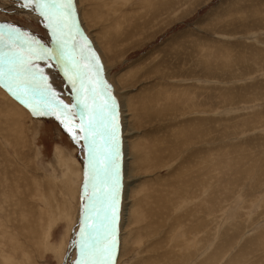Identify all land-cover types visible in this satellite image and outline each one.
<instances>
[{"label":"rangeland","instance_id":"1","mask_svg":"<svg viewBox=\"0 0 264 264\" xmlns=\"http://www.w3.org/2000/svg\"><path fill=\"white\" fill-rule=\"evenodd\" d=\"M78 1L76 17L100 46L115 107L122 118L125 110L130 114L128 130L138 132L122 182L117 264H264V0H109L97 6L99 16L107 15L97 26L85 15L94 0ZM0 3L14 4L0 10V53L12 56L0 58L2 68L9 71L21 57L39 85L55 93L30 100L14 89L17 99L0 83L8 96H0V264H78L82 237L68 260L75 239L66 230L74 226L82 236L83 228L87 239L91 225L99 231L95 209L112 206L106 197L120 188L111 189L112 174L92 171L88 135L76 122L82 115L74 95L90 92L87 82L95 76L72 66L69 53L74 47L77 57L79 48L64 24L57 31L67 46L58 44L59 33L53 42L45 23L19 13L21 3ZM105 25L116 34L100 31ZM9 26L36 43L9 38ZM125 33L132 34L123 39ZM105 43L113 50L107 57ZM40 73L46 80L39 81ZM37 105L44 114H33ZM61 159L72 167L67 176ZM79 176L82 184L73 185ZM47 228L52 237L45 250Z\"/></svg>","mask_w":264,"mask_h":264},{"label":"bare ground","instance_id":"2","mask_svg":"<svg viewBox=\"0 0 264 264\" xmlns=\"http://www.w3.org/2000/svg\"><path fill=\"white\" fill-rule=\"evenodd\" d=\"M17 2L23 4L24 1L22 0H16ZM83 0H79L78 3L81 4ZM107 1L109 0H94V1H91L89 2L90 5L92 8L88 9L87 10V13L85 15H87L88 17V20L91 21L90 18H92V21L94 22V26H97V24H101L105 22V20L107 19V15L103 14L102 16H99V13H102L103 10H99V7L97 6H101L103 4H105ZM115 1V0H112V2ZM71 3H72V13L71 15L66 18V20H63V21H57V24L60 25L61 23L64 24L66 26V29H65V33L67 36V39L68 37L72 39L73 42H75L77 48H79V55H77L76 57V52L74 50V47H73V50L71 53H69V56L72 57L70 58V60L72 61V66L74 67V65H76V68L77 67H80L81 66L84 68V70H89L92 74V76L94 77L95 76V80H94V84L96 86H100V90L98 88V93L96 95V99L93 101V99L91 98L90 96V93L89 91L87 90L86 92V95H83V94H80L78 93V96H76L77 100H75V102L78 104L79 106V110L81 112V115H82V120H83V124H84V129L86 131V135H88V137L86 138V147H87V151L89 150L90 152V149H91V155L88 159L89 161V166L91 167L92 171L95 170L96 168H99L97 170H104L102 173H105V175H111L115 170L117 172L118 168H119V165H122V163L124 164L123 165V176L121 177V181L118 182V177L115 176L114 179H116V181H113V184L111 182V179H110V186H111V189H113L112 187H117V185L120 187L119 189L117 188V191L115 193H113L115 195V200L117 201V204L120 205V197L122 196V182H123V178H128V166H129V162L132 157L130 155L131 152V146H130V139L131 137H133L134 135H138V132H130L128 130V127H129V119H126L128 118L127 116H129L130 114H125V111H124V117L122 118V114L119 112V110L115 107V103L113 102L111 96L113 97V88L111 86V83L108 82V76H107V73H105L103 71V64H102V60L100 59V53L98 52V50H100V46L99 45H96L95 43H93V41H91L88 37H87V34L85 33V29L82 28L81 24H80V20L79 18L76 17L77 15V10H78V7L77 5L75 4L74 5V2L73 0H71ZM1 3H0V10H3V11H9V10H14V4L13 3H8V4H5L4 8L1 7ZM74 5V6H73ZM120 4H117L114 6V8L112 10H114L115 12H117L116 10V6H118ZM77 7V9H76ZM171 7V6H170ZM168 8V10L171 8ZM22 8V7H21ZM75 9V10H74ZM23 11H20V10H16L17 12L20 11L19 13L23 14V15H26L28 18L29 17H33L35 19H37L38 21L42 22V23H45L47 25L48 21L44 19V17L40 16L37 12L35 11H32L30 9H27V8H22ZM108 10H111V9H108ZM79 11V10H78ZM80 12V11H79ZM83 12V11H82ZM126 14V13H125ZM164 14H167V11L165 12H162V13H159L157 15V18L160 17L162 18L164 16ZM82 15V14H81ZM82 18L84 17V14L81 16ZM125 17V15H124ZM86 19V18H85ZM119 19V18H118ZM117 19V20H118ZM98 20H101V21H104V22H101V23H97ZM79 21V23H78ZM84 21V18L82 20V22ZM106 27L100 29L101 30H106V32L110 33V32H113L115 33V31H112L110 30V26L108 25H105ZM64 27V26H63ZM52 32V37L54 38V41L53 42H56L58 43L59 42V37L57 35V33L60 34V37H61V42L58 43L60 45H65L67 46L66 44L63 43L66 42L67 39H65L66 37H64V33L61 34V32H58L56 31V34L54 35L53 34V31L51 28H49ZM59 30V29H58ZM63 30V29H62ZM99 31V32H100ZM116 34V33H115ZM132 33H125L122 37L123 39H126L128 38V36H130ZM133 38V37H132ZM111 39V38H110ZM108 43H110L109 41H107ZM71 43V42H70ZM98 43V42H97ZM55 44V43H54ZM72 44V43H71ZM74 44V43H73ZM72 44V45H73ZM96 45V46H95ZM106 47L105 49L102 51L104 53V56L107 57L106 55L107 54H110L113 52L112 49H110L109 47H107L108 45L105 43ZM70 46H68L67 48L69 49ZM99 48V49H98ZM107 49V50H106ZM83 51H84V54H83ZM103 56V57H104ZM98 65V67H97ZM113 67V66H112ZM83 70V71H84ZM85 73V72H84ZM14 75V74H13ZM84 75V74H83ZM85 76V75H84ZM84 79V77H83ZM79 82V81H78ZM97 82V84H96ZM92 83V84H93ZM96 93V91H95ZM73 94V93H72ZM0 96L3 98V99H7V95L4 93V92H0ZM102 98H104L102 100ZM114 99V98H113ZM6 105H9L7 104V102L5 103ZM114 105V107H113ZM10 106V105H9ZM99 106V107H98ZM78 108V107H77ZM113 109L115 112H117L118 116H120L121 118V124H122V127H123V140L120 139L118 136H114L113 138H110L109 137V130L107 129V127H105L106 129V133H105V139H104V143L103 145H101V149L99 148V150H95L94 149V142H91L90 143V147H89V142L92 140V136L91 134L95 131V128L99 125V118H98V114L96 112V110H99L101 112V115L103 118L106 117V114H107V110L109 109ZM85 111V114L82 110ZM88 109V110H86ZM103 109V110H102ZM127 109V108H126ZM120 113V115H119ZM202 120V119H201ZM102 121V120H101ZM92 123L93 124V128H94V131H91L89 132L87 130L88 128V125L89 123ZM128 123V124H127ZM194 123V122H193ZM96 125V127H95ZM203 125V124H202ZM95 133V132H94ZM96 134V133H95ZM95 139V138H94ZM201 139V138H200ZM192 141V140H191ZM190 141V143H192ZM187 143V142H185ZM194 144V143H193ZM189 145V144H187ZM96 147V146H95ZM191 150V149H190ZM93 151V153H92ZM205 151V150H204ZM189 152V151H188ZM202 152V150H201ZM199 152V153H201ZM100 154L103 156L101 157ZM186 154V153H185ZM60 155V152L57 151V156ZM94 155H96V158L94 157ZM193 155V154H192ZM197 155V153H196ZM134 156V155H133ZM92 157V158H91ZM60 159V158H59ZM188 161V160H187ZM191 161V160H189ZM60 162V166L62 168H64V171L63 173H66L65 176L69 175L71 173V168L72 167H69V166H66L65 168V165H62L61 162H62V159L59 161ZM75 162V161H74ZM58 166V165H57ZM192 166V165H191ZM190 168V167H189ZM56 170V169H55ZM66 170V171H65ZM96 170V171H97ZM122 170V169H121ZM61 172V171H60ZM101 174V173H100ZM84 175V173H83ZM53 177H56V176H53ZM111 177H113L111 175ZM117 177V178H116ZM57 178V177H56ZM85 178V177H77L76 178V181L73 183V185H80V183L82 184V179ZM96 178V177H95ZM102 178H104V175H102ZM55 179V178H54ZM91 182V179L90 177L88 178ZM60 180L62 181V178H60ZM88 180V181H89ZM58 182V181H57ZM108 182V183H109ZM115 182V183H114ZM87 183V182H86ZM89 183V182H88ZM128 183V182H127ZM91 184V183H90ZM115 184V186H114ZM129 184V183H128ZM106 187H107V184H105ZM75 187V186H74ZM104 187V186H103ZM131 185H127V188H126V193H125V190H124V194H123V199L125 200V204H126V208L128 205H130V200H129V191H130V188ZM82 188V187H81ZM102 189V188H101ZM39 190V189H38ZM112 191V190H111ZM120 191V193H119ZM105 192V190H104ZM109 192V191H108ZM25 193V192H24ZM106 193V192H105ZM110 193V192H109ZM107 194V193H106ZM102 196V195H101ZM24 197V196H23ZM28 197V196H27ZM113 195H109L108 197H106L108 200H110L112 203L111 205H113V199H112ZM19 199V198H18ZM22 199V198H21ZM84 199V198H83ZM88 199V198H87ZM105 199V198H104ZM85 200V199H84ZM83 200V201H84ZM87 201V200H86ZM99 201V200H98ZM25 202V201H24ZM88 202V201H87ZM90 202V201H89ZM31 204V203H30ZM85 205V203H83ZM117 204H114V212H115V222H114V225L112 224V216H113V206H107L108 208H104L105 209H102L101 210V214H98L97 215V223H98V229L99 231H96V227L97 226H93L91 225L90 228H89V231L87 232L90 236L91 235H95L96 236V232L97 233V236L99 234V239L101 242H103L104 240V236H105V233L107 231H110L112 227H114V232H115V241H116V250H115V257H114V264H117V261H118V257H119V254L122 253V243H121V240H120V231H121V217H122V213L121 211L118 210V205ZM100 205V204H99ZM129 207V206H128ZM93 209V208H92ZM90 210V209H89ZM94 210V209H93ZM92 210V211H93ZM129 210V209H127ZM127 210L125 209L124 210V214L126 216V213H127ZM83 211V210H82ZM90 212V211H89ZM82 213V212H81ZM119 213V214H118ZM82 216V215H81ZM91 216V215H90ZM85 217V216H84ZM79 215L77 214L76 218H75V221H74V225L75 223L77 222L79 224ZM92 218V217H91ZM91 220V219H90ZM89 220V221H90ZM94 220V219H92ZM91 220V221H92ZM86 221V220H85ZM95 221V220H94ZM91 223H94V222H91ZM130 224V223H129ZM97 225V224H96ZM18 226V225H17ZM72 226V225H71ZM77 226V224H76ZM16 227V226H15ZM20 227V226H19ZM76 228V227H75ZM16 229V228H15ZM18 229V228H17ZM74 226L73 228L70 230H66V235H68V237H74V240L73 241V247H71V250H70V253L68 254V260H70L72 254H75V245L77 244L78 240L82 237L80 236V234L76 233L74 230ZM52 230V229H51ZM51 230L50 228L48 229L47 228V231L44 235V247H45V250H46V245L48 246L49 248V239L52 237V234H51ZM71 231V232H70ZM69 232H70V235H69ZM75 233V234H74ZM87 235V234H86ZM80 236V237H79ZM15 240V238H14ZM72 241V240H71ZM20 242V241H19ZM19 244V243H18ZM71 245V244H70ZM55 249V245H53V250ZM48 251V250H47ZM46 251V252H47ZM81 253V252H80ZM15 254H16V251H15ZM18 256V255H17ZM81 259H82V255L80 256ZM28 260L30 259L29 255H28ZM72 259V258H71ZM73 262V261H72Z\"/></svg>","mask_w":264,"mask_h":264},{"label":"snow or ice","instance_id":"3","mask_svg":"<svg viewBox=\"0 0 264 264\" xmlns=\"http://www.w3.org/2000/svg\"><path fill=\"white\" fill-rule=\"evenodd\" d=\"M22 8H27L32 11L37 12L40 16L44 17L45 20L48 21L46 27L52 29L53 34H56L57 31V21H63L68 18L72 13V3L71 0H24V3L21 5ZM9 38L12 36L18 37H26V42L31 41L32 43H36V41L28 36L26 32H21L19 28H15L9 26L8 28ZM2 38V37H0ZM43 58V57H41ZM18 65V67H16ZM98 67V65H97ZM13 73H15L13 75ZM9 77L8 83H6L5 87L8 88L9 91H12L13 88L19 89L24 96H29V93H32L30 99H35L36 94H39L41 99H44L46 94H50L51 96H55L54 92H51L49 86L47 85H39L37 81V72L31 69V66L24 61L21 57H16L14 61V67L10 68L8 73ZM4 73L0 71V77H3ZM77 78L83 79L79 73L76 74ZM46 78L42 73L39 74V81H44ZM69 81L75 84L73 77H69ZM13 95H16L17 99H21V96L17 95L16 92H13ZM22 103L28 104L29 101L22 100ZM65 109L67 105L63 106ZM114 107V105H113ZM33 114H37L39 111L40 114H44L43 109L39 108V106L32 107ZM59 119V117H57ZM82 118V117H81ZM61 123L65 122L61 120ZM66 130L67 126L65 125ZM81 129L84 130L83 124L81 125ZM87 130L89 132L94 131L93 124L90 122ZM70 131V130H69ZM115 135L113 131V136ZM75 140L76 137L73 136ZM113 216H112V224L115 222V212H114V200L115 196L113 194ZM84 229H81L82 234L84 233ZM116 250V241H115V232L114 227L111 228L110 231H107L104 236L103 242L100 241L98 236L91 235L88 239H86L81 245V255L84 257L78 264H114Z\"/></svg>","mask_w":264,"mask_h":264},{"label":"water","instance_id":"4","mask_svg":"<svg viewBox=\"0 0 264 264\" xmlns=\"http://www.w3.org/2000/svg\"><path fill=\"white\" fill-rule=\"evenodd\" d=\"M86 138H87V137L85 136V138H84V140H85V141H84V142H85V145L87 144V143H86ZM86 146H87V145H86ZM89 153H90V152H89V150H88V159H89V157H90V155H91V153H90V154H89ZM91 158H92V157H91ZM118 169H119V168H118ZM94 176H95V177L97 176L96 172L94 173ZM112 176H113V179H114L115 176H116V171H114V172L112 173ZM117 177H118V182H120V181H121V176L118 175ZM95 179H97V178H95ZM85 190H86V192H87V189H86V188H85ZM103 191H104V189L101 191V193H102ZM94 194H95V193H94ZM94 197H95V196H92V198H94ZM86 200H88V199H86ZM95 200H96V198H95ZM99 200H101V198H100ZM89 201H90V200H88V203H89ZM96 202L98 203V199L96 200ZM115 202H116V200H114V204H115ZM88 203H87V204H88ZM96 207H97V206H95V208H96ZM101 210H102L101 208L99 209V208L97 207V208L95 209V215L97 216L98 214H101V213H100ZM92 217H94V216H92ZM95 222H97V218H96V221H95ZM84 236H85V234L83 233V234H82V239L80 240L81 245H82V243L87 239V237H86V236L84 237ZM83 237H84V238H83ZM80 248H81V247H80ZM80 252H81V249L78 250V254H79ZM83 259H84V257H83Z\"/></svg>","mask_w":264,"mask_h":264}]
</instances>
